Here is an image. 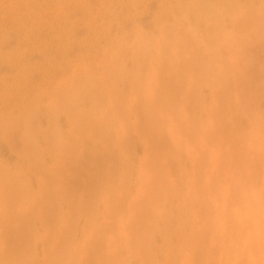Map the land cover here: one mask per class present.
<instances>
[{
	"label": "rangeland",
	"instance_id": "1",
	"mask_svg": "<svg viewBox=\"0 0 264 264\" xmlns=\"http://www.w3.org/2000/svg\"><path fill=\"white\" fill-rule=\"evenodd\" d=\"M0 264H264V0H0Z\"/></svg>",
	"mask_w": 264,
	"mask_h": 264
}]
</instances>
